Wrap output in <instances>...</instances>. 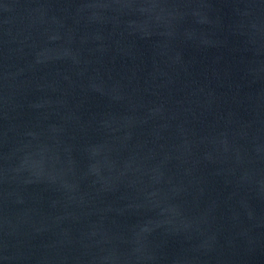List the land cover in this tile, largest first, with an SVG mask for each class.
<instances>
[{
  "label": "water",
  "instance_id": "95a60500",
  "mask_svg": "<svg viewBox=\"0 0 264 264\" xmlns=\"http://www.w3.org/2000/svg\"><path fill=\"white\" fill-rule=\"evenodd\" d=\"M0 264H264V0H0Z\"/></svg>",
  "mask_w": 264,
  "mask_h": 264
}]
</instances>
